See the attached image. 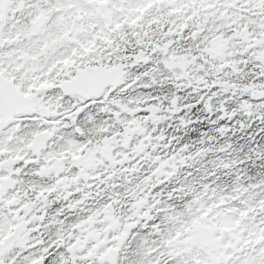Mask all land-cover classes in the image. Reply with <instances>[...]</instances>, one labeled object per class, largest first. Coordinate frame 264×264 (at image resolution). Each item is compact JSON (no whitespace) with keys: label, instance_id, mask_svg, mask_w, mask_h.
<instances>
[{"label":"snow or ice","instance_id":"6c2138e0","mask_svg":"<svg viewBox=\"0 0 264 264\" xmlns=\"http://www.w3.org/2000/svg\"><path fill=\"white\" fill-rule=\"evenodd\" d=\"M245 71L246 84L221 79ZM145 78L196 91L223 84L247 95L241 108L264 107V0H0V264L21 255L25 264H118L112 237L130 208L139 223L124 243L145 241L129 264H264V182L226 196L172 187L187 146L156 154L165 137L147 125L162 119L167 97L125 98ZM125 164L151 169L135 199L109 179ZM204 212H227L236 225L215 260L181 243ZM109 215L122 216L121 229L105 241Z\"/></svg>","mask_w":264,"mask_h":264},{"label":"trees","instance_id":"16d2710c","mask_svg":"<svg viewBox=\"0 0 264 264\" xmlns=\"http://www.w3.org/2000/svg\"><path fill=\"white\" fill-rule=\"evenodd\" d=\"M243 73L248 76L232 82L246 84L250 76L248 71ZM244 99L248 97L242 89L225 91L223 84L219 85V100H222L226 107H219V120L208 124L207 128L208 138H219V142L217 144L208 142L209 146L214 147L198 177L190 183L197 191H202L204 185H209L215 189L217 196H226L232 194L238 187L264 182V107H261V110L255 108L251 111L245 110L241 108ZM236 103L241 104L234 107ZM218 124L230 128H224L223 132L219 129L218 133L216 127ZM196 134L192 133L194 136ZM177 178L180 182H175L174 187L183 185L184 181L179 175ZM233 225L230 222L228 227ZM122 261L124 262V259L120 258L118 263L121 264Z\"/></svg>","mask_w":264,"mask_h":264},{"label":"water","instance_id":"95a60500","mask_svg":"<svg viewBox=\"0 0 264 264\" xmlns=\"http://www.w3.org/2000/svg\"><path fill=\"white\" fill-rule=\"evenodd\" d=\"M213 240L214 241V230L208 227H201L195 230L194 236L189 240L190 242L197 243L198 241Z\"/></svg>","mask_w":264,"mask_h":264}]
</instances>
